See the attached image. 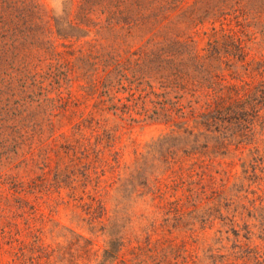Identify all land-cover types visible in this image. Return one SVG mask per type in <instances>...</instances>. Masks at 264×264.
<instances>
[{"label":"rangeland","instance_id":"374dc122","mask_svg":"<svg viewBox=\"0 0 264 264\" xmlns=\"http://www.w3.org/2000/svg\"><path fill=\"white\" fill-rule=\"evenodd\" d=\"M35 1L66 29L52 38L62 68L43 80L56 60L38 53L27 59L41 56L37 68L0 74V264H264L261 25L228 16L190 32L199 53L224 35L242 42L248 71L227 70L223 83L257 109L220 115L212 128L192 118L176 127L139 115L128 92L106 98L103 65L79 60L86 41L121 61L138 54L136 13L116 40L91 27L79 40L66 25L81 0ZM124 105L129 114L113 113ZM184 129L198 135L192 145L180 139Z\"/></svg>","mask_w":264,"mask_h":264},{"label":"trees","instance_id":"16d2710c","mask_svg":"<svg viewBox=\"0 0 264 264\" xmlns=\"http://www.w3.org/2000/svg\"><path fill=\"white\" fill-rule=\"evenodd\" d=\"M134 13L139 21V37L144 42L138 54L131 53L126 61H121L113 48L98 49L97 45L86 41L87 52L82 50L79 57L86 66L89 61L103 65L102 93L106 98L113 100L116 89L128 92V101L135 102L139 115L154 121L172 122L176 127L185 126L192 118L197 125L212 128L221 121L220 115L231 116L239 110L248 113V110L257 109L247 108L250 98L234 100L233 90L223 83L227 70L231 75H237L239 69L248 71L242 42L224 35L210 41L204 52L199 53L193 47L190 32L204 22H221L232 16L243 19L249 26L261 25L259 34L264 38V24L260 23L264 0H81L77 22H70L66 27L79 34V40L88 38L90 27L96 29V37L108 40L104 33H110L116 40L124 29L125 19ZM54 29L58 36H65L63 23L37 1L0 0V74L37 68L43 64L41 56L39 64L27 62V59L39 53L56 60L46 66L43 80L55 77L62 64L52 40ZM248 38L252 42L254 36ZM134 55L138 56L136 68L130 58ZM255 65V71L264 75V61ZM255 94L264 99V81L255 88ZM227 100L231 103L226 106ZM204 106L208 112L196 113L198 107ZM114 109L115 115L118 111L130 113V106ZM183 134L178 138L184 139L185 145L195 143L198 136L187 129ZM164 140L167 139L161 142Z\"/></svg>","mask_w":264,"mask_h":264}]
</instances>
